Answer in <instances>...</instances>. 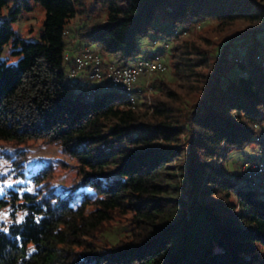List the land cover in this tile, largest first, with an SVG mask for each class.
Returning <instances> with one entry per match:
<instances>
[{"label":"trees","instance_id":"trees-1","mask_svg":"<svg viewBox=\"0 0 264 264\" xmlns=\"http://www.w3.org/2000/svg\"><path fill=\"white\" fill-rule=\"evenodd\" d=\"M35 1L43 26L26 41L11 27L26 0H0V51L21 54L0 60V142L14 144L16 177L41 141L79 179L48 186L50 161L31 171L39 187L0 197V264H264V187L226 167L230 149L264 138V0ZM143 39L168 43L155 92L133 108L114 90L85 101L65 53L88 44L127 63Z\"/></svg>","mask_w":264,"mask_h":264},{"label":"rangeland","instance_id":"rangeland-1","mask_svg":"<svg viewBox=\"0 0 264 264\" xmlns=\"http://www.w3.org/2000/svg\"><path fill=\"white\" fill-rule=\"evenodd\" d=\"M93 0H86L87 4H91ZM25 4L30 7V10L23 8L22 14L15 21L11 22V27L14 31L18 33V35L26 40V41H37L39 40L41 28L43 26V21L45 17V11L43 7L36 2L35 0H26ZM16 3L11 1L7 8L3 9L2 16H8V13L11 9L15 7ZM101 11L103 16H106L107 9L101 4L95 5ZM82 22L80 20V16L76 15L73 19L70 20L69 27L71 30H79ZM203 26V24H202ZM201 24H198L195 30L200 29L202 27ZM195 31H191L193 34ZM189 32V34H191ZM186 34H181L180 38H186ZM143 44L145 47L152 46L154 50L156 46L152 43L153 41L149 39H143ZM158 44L161 42H157ZM19 47L13 46L12 42H9L3 49L0 51V60H5L7 64H15L20 57L21 54L13 53V50L18 49ZM67 49L70 51L72 49L71 44H67ZM72 52L71 54H73ZM140 57L143 53H140ZM168 56L169 51L168 48L165 51L163 60L168 65ZM168 69L164 73H160L159 75L168 76ZM156 73L151 74L147 77V79H143L142 83L139 86L143 88L139 94L143 92L146 95H152L155 91L154 87L151 86L152 77H154ZM153 90V91H152ZM102 93V90H99L98 95ZM13 145L9 142H0V197L7 196L10 192V189H17L21 191H33L35 187H39L33 183H31V171L32 173L41 169L42 166L52 161V176L49 178L48 186H56L58 189H67L71 182L75 179H79L77 174V169L74 166L76 161L70 156L66 155L62 152L61 148L55 144H44L41 141H29L28 146H25L24 149L27 153V160L23 162V171L25 177H16L15 170H13V166L11 164V157L13 155ZM264 160V149L260 147L259 144L250 141L243 145L236 146L229 150L228 152V162L227 164L230 166H226L229 170L232 171H240V165L243 164L246 160ZM62 162L64 164H62ZM220 162V160H218ZM233 163V164H232ZM242 169V167H241ZM46 180L43 181V184ZM15 185H20L16 187ZM11 220V216L6 209L0 210V227L6 225ZM110 240H115L114 235L107 234L106 235ZM114 236V237H113Z\"/></svg>","mask_w":264,"mask_h":264},{"label":"built area","instance_id":"built-area-1","mask_svg":"<svg viewBox=\"0 0 264 264\" xmlns=\"http://www.w3.org/2000/svg\"><path fill=\"white\" fill-rule=\"evenodd\" d=\"M152 44L156 46L154 50L152 46H144L145 53L141 57L134 55L127 63L118 61L112 55L103 57L94 46L82 44L73 54L66 52L64 55L68 77L86 85L85 101L92 100L99 90H114L126 97L129 106L133 108L139 102L138 92L143 89L139 86L143 84L142 80L154 73H164L168 68L162 58L164 54L155 52L157 48L166 50L168 43L158 44L153 41ZM255 140L264 148V138L261 135L258 134ZM239 172L251 185L264 187V160H246L240 165Z\"/></svg>","mask_w":264,"mask_h":264},{"label":"crops","instance_id":"crops-1","mask_svg":"<svg viewBox=\"0 0 264 264\" xmlns=\"http://www.w3.org/2000/svg\"><path fill=\"white\" fill-rule=\"evenodd\" d=\"M72 52H74V50L73 51H70L69 53H72Z\"/></svg>","mask_w":264,"mask_h":264}]
</instances>
